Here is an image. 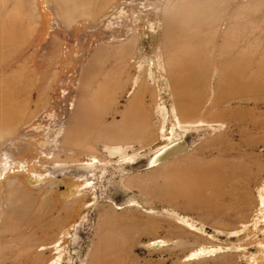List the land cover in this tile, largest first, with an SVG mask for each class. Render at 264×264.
<instances>
[{
    "label": "rangeland",
    "instance_id": "rangeland-1",
    "mask_svg": "<svg viewBox=\"0 0 264 264\" xmlns=\"http://www.w3.org/2000/svg\"><path fill=\"white\" fill-rule=\"evenodd\" d=\"M0 251L264 264V0H0Z\"/></svg>",
    "mask_w": 264,
    "mask_h": 264
},
{
    "label": "bare ground",
    "instance_id": "bare-ground-1",
    "mask_svg": "<svg viewBox=\"0 0 264 264\" xmlns=\"http://www.w3.org/2000/svg\"><path fill=\"white\" fill-rule=\"evenodd\" d=\"M5 1H7V0H3L4 3H5ZM157 156H158V155H157ZM155 158H156V157H155ZM155 158H154V159H155ZM154 159H153V160H154ZM5 215H6V213H5Z\"/></svg>",
    "mask_w": 264,
    "mask_h": 264
},
{
    "label": "crops",
    "instance_id": "crops-1",
    "mask_svg": "<svg viewBox=\"0 0 264 264\" xmlns=\"http://www.w3.org/2000/svg\"><path fill=\"white\" fill-rule=\"evenodd\" d=\"M0 253H1V251H0ZM2 261H1V258H0V263H1Z\"/></svg>",
    "mask_w": 264,
    "mask_h": 264
}]
</instances>
